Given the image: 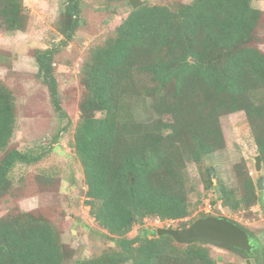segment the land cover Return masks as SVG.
<instances>
[{"label": "trees", "instance_id": "obj_1", "mask_svg": "<svg viewBox=\"0 0 264 264\" xmlns=\"http://www.w3.org/2000/svg\"><path fill=\"white\" fill-rule=\"evenodd\" d=\"M252 2L192 0L173 8L143 4L137 9L128 3L115 33L92 48L83 63L86 93L72 143L90 215L113 246L74 259L60 232L27 212L0 218V264H220L200 243L179 244L145 228L129 234L149 219L192 216L199 201L191 199L196 190L187 167L225 147L224 115L245 113L264 172V98L254 99L264 90V52L251 45L263 12ZM81 12L82 0H69L61 20L62 46L80 28ZM28 13L24 0H0V27L24 31ZM56 53L57 48L36 50L34 59L55 110L65 116L54 74ZM15 129L14 99L0 83V199L10 194L18 164L45 157L11 149ZM207 174V189L218 186L224 206L263 202L246 170L236 173L233 196L223 183L215 184L210 169Z\"/></svg>", "mask_w": 264, "mask_h": 264}, {"label": "rangeland", "instance_id": "obj_2", "mask_svg": "<svg viewBox=\"0 0 264 264\" xmlns=\"http://www.w3.org/2000/svg\"><path fill=\"white\" fill-rule=\"evenodd\" d=\"M192 0H139L141 5L189 4ZM69 0H24L29 9L24 31L7 32L0 27V83L14 99L16 129L10 148L20 152L44 153L45 157L31 165L18 164L11 173L10 194L0 199V218L30 212L53 225L64 244L73 251L74 259L100 255L113 242L90 215L86 199L83 169L72 143L80 120V103L86 88L81 68L89 51L111 37L129 10L125 0H82V23L72 41L61 45V20ZM252 6L263 12L257 40L251 45L264 52V0H253ZM57 48L54 74L58 82L60 105L65 116L55 110L48 86L38 77L34 59L36 50ZM264 90L254 94L258 102ZM225 147L207 156L202 164H189L188 173L195 186L192 201L199 205L192 216L181 221H145L129 234L134 237L140 228L154 233L159 228L182 229L183 224L205 216H224L251 230L264 242L263 204L249 208L226 207L218 200L219 187L207 189L205 176L213 170L217 182L231 191L238 187L236 173L245 170L257 184L260 176L255 157L260 155L244 112L224 115L220 119ZM2 153H0V158ZM211 179L212 176L210 177ZM239 199V191L236 192ZM215 202V203H214ZM189 226V224H187ZM220 264H246V258L233 251L208 246ZM69 260L66 264H71ZM264 264V262L262 263Z\"/></svg>", "mask_w": 264, "mask_h": 264}, {"label": "water", "instance_id": "obj_3", "mask_svg": "<svg viewBox=\"0 0 264 264\" xmlns=\"http://www.w3.org/2000/svg\"><path fill=\"white\" fill-rule=\"evenodd\" d=\"M133 9L141 6L139 0H129ZM255 169L258 175L262 172V156L255 157ZM212 172H214L212 170ZM264 189V179L260 176L257 190ZM158 236L168 235L177 243L190 245L200 243L206 246L225 248L246 258V264H254L253 250L258 245V238L254 233L237 221L224 216H205L196 219L189 226L182 229L159 228Z\"/></svg>", "mask_w": 264, "mask_h": 264}, {"label": "flooded vegetation", "instance_id": "obj_4", "mask_svg": "<svg viewBox=\"0 0 264 264\" xmlns=\"http://www.w3.org/2000/svg\"><path fill=\"white\" fill-rule=\"evenodd\" d=\"M255 236L258 238V245L253 250L252 259L254 261V264H262L264 262V242L259 236Z\"/></svg>", "mask_w": 264, "mask_h": 264}]
</instances>
